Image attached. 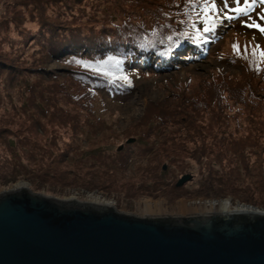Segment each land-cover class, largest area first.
I'll use <instances>...</instances> for the list:
<instances>
[{
  "label": "rangeland",
  "instance_id": "obj_1",
  "mask_svg": "<svg viewBox=\"0 0 264 264\" xmlns=\"http://www.w3.org/2000/svg\"><path fill=\"white\" fill-rule=\"evenodd\" d=\"M131 2L157 6L166 4L167 0H118L112 6H102L100 19L107 22L102 30L96 25L99 20L95 21V4L90 0H0V62L22 69L17 76L0 74V193L22 184L56 198L82 197L83 203H117L119 211L207 212L210 208L216 210L218 201L228 200L231 210L242 205L264 212V186L260 176L246 182L249 186L256 180L253 182L260 184L259 189L245 187L247 192H239L236 198L228 194L212 196L214 193L208 197L156 194L155 181L146 182V174L138 164L146 161L143 155L147 145L134 142L124 152L116 153V147L127 139H134L139 133L149 134L151 128L143 127L141 121L146 101L165 99L176 83L187 77L195 78L192 88H200L217 69L231 74L238 72L226 60L227 56L216 59L212 54L194 63H174L166 72L143 69L136 73L128 69L127 75L132 76L135 84L133 92L121 98L101 97L92 111L83 110L80 102L71 98L78 88L72 87L62 75L66 67L60 56L63 49H73L81 41L89 47L100 41L110 29V22L124 14ZM236 6L234 0L219 2L221 22L216 25L215 39L211 40L212 50L218 48L219 55L230 53L231 41L243 40L244 36L256 43L264 42V35L246 26L253 21L264 26V4L256 0L248 16H237L232 11ZM226 16L235 18L228 20ZM12 46L16 47L15 55H12ZM37 69L58 72L51 73L49 78ZM89 104L87 101L84 106ZM90 119H100L105 126L93 133L91 122L89 128L83 126ZM176 132L178 136L179 127ZM186 148L191 146L188 144ZM192 156L178 160L177 167L172 163L160 166H166L168 171L178 168L181 171L190 167ZM217 158L224 166H232L236 160L223 153L217 154ZM125 160L133 163L124 166ZM215 169L219 173H214L213 181L219 177L228 179L226 175L221 176L225 170ZM16 171L25 173L18 176ZM193 171L197 173V168ZM141 182L153 195L145 190L133 192L130 183L137 187ZM241 184L235 183V186Z\"/></svg>",
  "mask_w": 264,
  "mask_h": 264
},
{
  "label": "trees",
  "instance_id": "obj_2",
  "mask_svg": "<svg viewBox=\"0 0 264 264\" xmlns=\"http://www.w3.org/2000/svg\"><path fill=\"white\" fill-rule=\"evenodd\" d=\"M90 1L95 4V21L99 20L96 22L97 27L107 26L106 21L100 20V8L112 6L118 0ZM200 11V7L194 3V0H167L166 4L157 6H143L131 2L124 14L115 16L116 20L110 22L111 27L115 26L110 35L115 40H121L118 42L120 44L130 39H137L158 48L156 43L159 45L164 43L165 28H172L183 36L189 32L191 16H198ZM197 29L195 27V30ZM12 41L14 42V39ZM103 44L100 45V41H96L89 47L81 41L73 47L86 46L90 50H96L101 46L107 48L112 43L110 40ZM15 48L11 47L12 55L16 53ZM67 49L73 51L70 47ZM254 51L255 56H253ZM142 52L146 51L143 49ZM261 60L259 52L249 47L234 60L235 67L239 69L238 72L231 74L218 71L220 72L217 73L218 76L207 78L200 88H192L195 78H189L184 82H178L165 99L147 102L141 121L143 127L151 129L149 134L143 136L139 133L134 139L136 143L147 145V152L143 155L146 161L138 162V164L146 174V182L155 181L153 190L156 194L208 197L214 193L212 196L224 197L228 194L236 198L239 192H247L245 187L260 188L258 182H253L256 180L246 186L248 179L257 176L262 178L261 185L264 186V62L262 63ZM77 61H88L94 67L96 62L83 57L75 58L67 62V68L65 67L62 72L72 87L77 86L78 90L71 94V98L76 103L80 102L78 104L84 108L83 110L92 111L94 103L101 98L93 89L92 83L96 81L101 85L99 87L111 91L117 89L108 82L118 81V86L127 92L124 80H110L102 74H97L93 68H86ZM62 64L64 65L65 62ZM21 70L8 63L0 62V74L17 76L21 75ZM37 70L43 71L40 74L49 78L51 73L58 72V70ZM88 81H91V84L85 92L83 85ZM64 89L67 90L66 87ZM87 101L90 104L85 107ZM89 122L95 129L93 133L105 126L100 119H90L88 123L86 120L83 126L89 128ZM178 127L180 133L176 136ZM188 144L191 148H186ZM129 145L126 142L119 144L116 147V153L124 152ZM221 153L235 158V163L232 166H224L223 162L217 158V154ZM190 154L193 156L190 157L189 168L184 167L181 171H178L179 168L174 171H163L160 166L163 163H172L177 167V161H184ZM253 160L255 162H252ZM237 161L238 164H236ZM132 163L125 160L123 165L130 166ZM195 167L197 173L193 171ZM215 167L225 170L221 176L226 175L228 179L222 180L219 177L213 181L214 173H219ZM115 168L116 166H113V169ZM16 173L21 176L25 172L16 171ZM184 173L191 174L192 179L182 187L176 188L175 179ZM144 182L137 187L130 183V188L134 193L145 190L153 195L152 190ZM235 183L242 184L237 187ZM141 186L145 188L141 189ZM219 186L220 189H218Z\"/></svg>",
  "mask_w": 264,
  "mask_h": 264
},
{
  "label": "water",
  "instance_id": "obj_3",
  "mask_svg": "<svg viewBox=\"0 0 264 264\" xmlns=\"http://www.w3.org/2000/svg\"><path fill=\"white\" fill-rule=\"evenodd\" d=\"M0 264H264V213L119 211L10 189L0 193Z\"/></svg>",
  "mask_w": 264,
  "mask_h": 264
},
{
  "label": "snow or ice",
  "instance_id": "obj_4",
  "mask_svg": "<svg viewBox=\"0 0 264 264\" xmlns=\"http://www.w3.org/2000/svg\"><path fill=\"white\" fill-rule=\"evenodd\" d=\"M262 4H264V0H260ZM194 3L200 7V9L205 13L204 19L212 21L214 23V14L218 13L220 11L216 0H194ZM234 3L237 5L235 8L232 9V11L237 15V16H248L249 10L252 8V6L256 3V0H242V6H241V0H234ZM228 5L227 3L224 4V8L227 9ZM228 20H232L235 17L234 16H226ZM264 19V18H262ZM249 28H254L258 30L262 35H264V26L261 24H257L254 21L252 23H248L246 25ZM192 27L195 29V24H192ZM204 31H208V28L206 27ZM259 45H257V48ZM237 46L233 45V49L236 50ZM256 53L255 51L253 52V56H255ZM260 56L264 58V52L260 53ZM113 58H109L111 60ZM77 63L82 64L86 68H93V70L97 74H102L105 77L109 78L110 80L114 79H122L127 83H130L128 81V77L121 75V76H116L112 71H110L107 67H104L108 63V61H96V66L94 67L90 62L88 61H77ZM117 64L120 62L117 61ZM122 71V70H121Z\"/></svg>",
  "mask_w": 264,
  "mask_h": 264
},
{
  "label": "bare ground",
  "instance_id": "obj_5",
  "mask_svg": "<svg viewBox=\"0 0 264 264\" xmlns=\"http://www.w3.org/2000/svg\"><path fill=\"white\" fill-rule=\"evenodd\" d=\"M18 188H23L22 184H18L17 187L12 188V189H18ZM93 202H95V201H93ZM229 205H230V202L228 200L218 201V208L216 210H214L213 208H210L211 211H207V212H230V211H250V210H251L250 212H260V211L253 209V208H249L247 206H242V205L240 207H237L236 210H231L229 208ZM159 206H161V205H159ZM212 210H214V211H212ZM188 212H193V211L190 210ZM262 213H264V212H262Z\"/></svg>",
  "mask_w": 264,
  "mask_h": 264
}]
</instances>
